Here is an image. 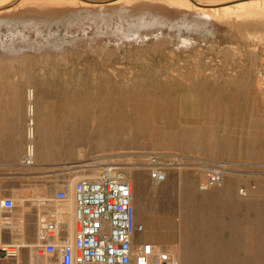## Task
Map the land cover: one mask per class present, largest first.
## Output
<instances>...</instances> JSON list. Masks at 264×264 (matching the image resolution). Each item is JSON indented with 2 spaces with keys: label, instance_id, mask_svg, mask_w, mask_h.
Masks as SVG:
<instances>
[{
  "label": "rangeland",
  "instance_id": "obj_1",
  "mask_svg": "<svg viewBox=\"0 0 264 264\" xmlns=\"http://www.w3.org/2000/svg\"><path fill=\"white\" fill-rule=\"evenodd\" d=\"M181 13L79 6L0 18V200L51 195L56 181L115 163L147 238L174 246L178 264H264V13ZM32 106L37 162L26 165ZM152 153L169 156L165 182L143 165ZM218 167L222 183L202 191ZM27 202L0 208V241L17 237L1 221L47 214ZM22 252L0 264L52 261Z\"/></svg>",
  "mask_w": 264,
  "mask_h": 264
},
{
  "label": "built area",
  "instance_id": "obj_2",
  "mask_svg": "<svg viewBox=\"0 0 264 264\" xmlns=\"http://www.w3.org/2000/svg\"><path fill=\"white\" fill-rule=\"evenodd\" d=\"M167 157L162 153L148 156L152 180L166 181ZM23 162L34 163L29 150ZM224 172L222 167L210 169L200 189L208 191L220 185ZM69 176L55 182L59 187L52 197L0 200L4 211H12L19 201L49 207L48 216L38 224L37 241H0V259H15L23 250L34 249L38 256H50V264H178L174 246L147 238L145 226L137 221L133 187L122 168L106 163L98 171ZM68 208L75 227L65 236L61 230L66 223L61 217Z\"/></svg>",
  "mask_w": 264,
  "mask_h": 264
},
{
  "label": "bare ground",
  "instance_id": "obj_3",
  "mask_svg": "<svg viewBox=\"0 0 264 264\" xmlns=\"http://www.w3.org/2000/svg\"><path fill=\"white\" fill-rule=\"evenodd\" d=\"M79 6L86 8L88 6L94 8L108 6V7L123 8L124 10L125 9L133 10L145 6L148 7L149 9H152L154 12H158V13L165 12V15H168V13L169 14L174 13V14H178L179 16L181 12L186 13V16H190L187 14H191V15L198 14V16L201 15L218 16L219 13H223L225 14L223 17H225L226 14L228 13H230V16H233L231 14H235V16L237 15L238 17H243V16L260 17V15L262 16V14L264 13V0H0V18H3V16H8V15L11 17L12 15L15 16L20 12L26 11V9L29 10V12L32 13V15L35 14L42 16H52V15L55 16L67 12L71 9H75V7H79ZM182 13L181 15H184ZM33 112H34L33 106L31 111H29V107H28V114L30 116V121L28 123V137L30 139L31 144L28 146L27 152L29 150L32 153L34 160L35 145L33 142V138L35 133H34V122L32 117ZM142 162L146 168L149 167L150 161L147 156L142 158ZM100 164H102V162L101 163L96 162L95 164L92 163L84 167L96 169V167L99 166ZM196 165L200 166L203 171L206 169L201 164H196ZM169 166L170 164H168V167ZM128 180L129 181L132 180L130 176H128ZM157 183H162V182H157Z\"/></svg>",
  "mask_w": 264,
  "mask_h": 264
},
{
  "label": "crops",
  "instance_id": "obj_4",
  "mask_svg": "<svg viewBox=\"0 0 264 264\" xmlns=\"http://www.w3.org/2000/svg\"><path fill=\"white\" fill-rule=\"evenodd\" d=\"M37 160L34 158V163L36 164ZM32 164V165H33ZM38 164V163H37ZM73 166L75 165H66L64 166L66 170H70ZM41 176V175H40ZM15 184L17 185L18 189H27L29 188L28 184L25 182H21V181H15ZM6 185L4 186V188L6 189ZM58 188L55 190V192L53 194H49L46 191H43L42 189H36V190H24L22 193V196H28V198H37L39 200H41V198L43 197H52L54 196V194L57 192ZM18 193V197H19ZM28 205H30L31 207H33L34 209H42V208H47L49 209V207H47L46 205L38 202V203H33V202H27ZM69 209V208H68ZM4 211V210H3ZM5 214L10 215L12 213V211H4ZM38 217V219L36 218V216L34 214L31 215H26L25 219H24V223L26 222V224L24 226H22L21 223H13L12 221H1V225L5 228H11L12 229V233L16 234L17 237H15L16 239H21V240H25L26 242H35L37 241V232H38V224L40 221H42L43 219H45L48 214H43L42 210H40V213L36 214ZM35 216V217H34ZM72 215L70 214V209L67 210L66 212H64V214L62 215V220L66 223V227H64L61 230V233L65 236H70L72 229L75 227L74 224V220L73 217H71ZM37 223V225H36ZM24 238V239H23ZM10 240V239H8ZM7 240V241H8ZM23 253V252H22Z\"/></svg>",
  "mask_w": 264,
  "mask_h": 264
}]
</instances>
